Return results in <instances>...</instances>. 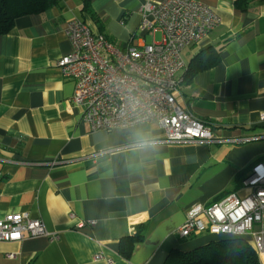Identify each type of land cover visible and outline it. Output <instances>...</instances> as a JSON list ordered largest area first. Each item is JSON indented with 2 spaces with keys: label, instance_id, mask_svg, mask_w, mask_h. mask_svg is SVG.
<instances>
[{
  "label": "crops",
  "instance_id": "obj_1",
  "mask_svg": "<svg viewBox=\"0 0 264 264\" xmlns=\"http://www.w3.org/2000/svg\"><path fill=\"white\" fill-rule=\"evenodd\" d=\"M53 1L0 36V219L28 213L49 232L0 242V264H164L173 249L225 239H182L178 230L193 206L241 192L251 167L264 162V138L232 143L264 137V0H247L243 9L236 0H195L221 23L184 49L176 100L222 140L210 146L160 143L157 123L93 132L71 103L75 82L55 66L72 51L67 22L84 21L121 50L161 42L163 34L141 29L139 10L148 0ZM203 50H216L219 63L190 81L186 71ZM118 146L81 163L29 165ZM138 231L145 238L125 258L121 243Z\"/></svg>",
  "mask_w": 264,
  "mask_h": 264
},
{
  "label": "built area",
  "instance_id": "obj_2",
  "mask_svg": "<svg viewBox=\"0 0 264 264\" xmlns=\"http://www.w3.org/2000/svg\"><path fill=\"white\" fill-rule=\"evenodd\" d=\"M139 11L141 29L159 30L163 34L161 42L121 50L105 35L94 33L84 21L73 18L67 22L65 32L72 51L57 60L55 66L62 78L75 82L71 103L82 109V118L93 132L157 123L164 130L160 143H222L210 126L176 100L180 81L177 76L185 67L184 49L215 30L221 23L220 16L195 0H164L158 5L148 0ZM261 119L264 121V114ZM263 138L234 139L232 143L247 144ZM123 147L97 148L66 161L53 159L29 165L81 163ZM178 231L182 239L203 234L250 239L264 264V162L251 167L241 192L230 193L209 206H193ZM48 235L44 222L30 218L28 213L8 214L0 219L1 243ZM95 259H102V255Z\"/></svg>",
  "mask_w": 264,
  "mask_h": 264
},
{
  "label": "trees",
  "instance_id": "obj_3",
  "mask_svg": "<svg viewBox=\"0 0 264 264\" xmlns=\"http://www.w3.org/2000/svg\"><path fill=\"white\" fill-rule=\"evenodd\" d=\"M247 0H236L239 8H245ZM54 5L53 0H0V36L10 33L16 20L31 14H42ZM216 50H203L192 60L186 77L192 81L194 77L219 63ZM145 235L138 231L134 236L123 241L120 253L129 258L134 245L142 242ZM164 264H262L257 250L251 241L243 237L225 238L211 241L192 251L184 252L173 249Z\"/></svg>",
  "mask_w": 264,
  "mask_h": 264
},
{
  "label": "rangeland",
  "instance_id": "obj_4",
  "mask_svg": "<svg viewBox=\"0 0 264 264\" xmlns=\"http://www.w3.org/2000/svg\"><path fill=\"white\" fill-rule=\"evenodd\" d=\"M212 237H214V238H212L211 240H215V239H218V238H229L228 236H223V235H217V236H215V235L213 236V235H212ZM246 239H247V238H246ZM211 240H210V241H211ZM247 240L250 241V239H247Z\"/></svg>",
  "mask_w": 264,
  "mask_h": 264
},
{
  "label": "bare ground",
  "instance_id": "obj_5",
  "mask_svg": "<svg viewBox=\"0 0 264 264\" xmlns=\"http://www.w3.org/2000/svg\"><path fill=\"white\" fill-rule=\"evenodd\" d=\"M218 202V201H217Z\"/></svg>",
  "mask_w": 264,
  "mask_h": 264
}]
</instances>
